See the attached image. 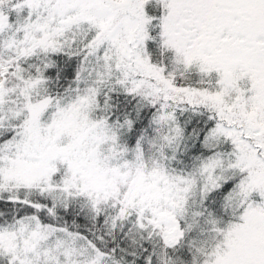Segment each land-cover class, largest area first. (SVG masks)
Masks as SVG:
<instances>
[{
  "label": "snow or ice",
  "instance_id": "obj_1",
  "mask_svg": "<svg viewBox=\"0 0 264 264\" xmlns=\"http://www.w3.org/2000/svg\"><path fill=\"white\" fill-rule=\"evenodd\" d=\"M0 264H264V0H0Z\"/></svg>",
  "mask_w": 264,
  "mask_h": 264
}]
</instances>
